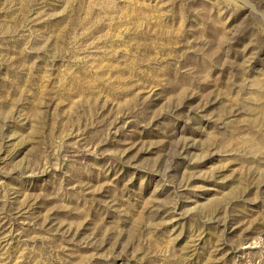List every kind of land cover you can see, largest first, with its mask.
Returning <instances> with one entry per match:
<instances>
[{
  "label": "rangeland",
  "instance_id": "1",
  "mask_svg": "<svg viewBox=\"0 0 264 264\" xmlns=\"http://www.w3.org/2000/svg\"><path fill=\"white\" fill-rule=\"evenodd\" d=\"M0 264H264V0H0Z\"/></svg>",
  "mask_w": 264,
  "mask_h": 264
}]
</instances>
